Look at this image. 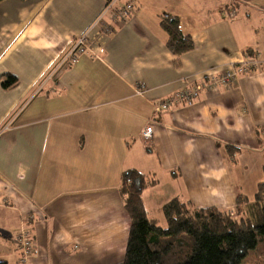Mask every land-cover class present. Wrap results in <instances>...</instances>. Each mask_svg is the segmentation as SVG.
Masks as SVG:
<instances>
[{"label": "crops", "instance_id": "obj_1", "mask_svg": "<svg viewBox=\"0 0 264 264\" xmlns=\"http://www.w3.org/2000/svg\"><path fill=\"white\" fill-rule=\"evenodd\" d=\"M128 1L131 18H106L108 34L97 24L107 0L0 2L2 262L123 263L131 225L120 194L127 170L155 182L142 198L163 227L162 208L173 199L237 217V197L251 205L264 181V0L120 5ZM166 15L180 20L190 51L168 48ZM83 35L88 52L60 67ZM247 56L259 67L236 85L154 113L156 102ZM7 74L17 79L9 89L2 86ZM147 125L150 145L141 139ZM157 207L162 217L151 215ZM23 231L35 246L25 262L16 242Z\"/></svg>", "mask_w": 264, "mask_h": 264}, {"label": "trees", "instance_id": "obj_2", "mask_svg": "<svg viewBox=\"0 0 264 264\" xmlns=\"http://www.w3.org/2000/svg\"><path fill=\"white\" fill-rule=\"evenodd\" d=\"M161 27L169 35L168 48L173 53L193 48L192 38L183 34L177 17L164 16ZM16 84L15 76H4L3 88ZM152 185L155 182L137 170H127L122 176L120 194L131 225L121 264H243L251 252L264 264V181L251 205L237 197V217L173 199L162 208L164 227L149 217L144 206L143 192Z\"/></svg>", "mask_w": 264, "mask_h": 264}, {"label": "built area", "instance_id": "obj_3", "mask_svg": "<svg viewBox=\"0 0 264 264\" xmlns=\"http://www.w3.org/2000/svg\"><path fill=\"white\" fill-rule=\"evenodd\" d=\"M121 0H111L107 3L105 10L99 17L97 24L102 25V32L108 34L112 31V26L108 25L105 21L108 18L112 23L125 22L131 18L135 6L132 1H128L120 5ZM89 50V44L85 35L76 38L71 48L65 54L61 60L60 67L62 66H74L82 55ZM259 63L254 57H246L243 61L233 65L229 70L223 72H217L212 74L206 81L197 85L190 86L183 90L178 91L175 95L158 101L154 104V113L163 114L171 110L175 106L181 104L190 105L193 100L198 98L202 92L215 91L221 87H229L236 85L242 75H247L252 72L253 68H257ZM144 92L143 85L135 88L137 95H142ZM264 135V131L262 132ZM154 138V131L151 125L145 126L141 131V139L146 145H150ZM16 242L21 252V262H25L26 259L30 258L35 250V246L29 238L27 232H20L16 238Z\"/></svg>", "mask_w": 264, "mask_h": 264}, {"label": "rangeland", "instance_id": "obj_4", "mask_svg": "<svg viewBox=\"0 0 264 264\" xmlns=\"http://www.w3.org/2000/svg\"><path fill=\"white\" fill-rule=\"evenodd\" d=\"M159 179L163 182V184H166V177L164 175L159 176ZM150 213L154 217H162L160 207H157L156 210H153L150 208ZM165 225V224H164ZM243 264H259V261L257 260V257L255 253L251 252L249 256L243 261Z\"/></svg>", "mask_w": 264, "mask_h": 264}]
</instances>
